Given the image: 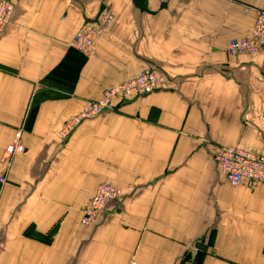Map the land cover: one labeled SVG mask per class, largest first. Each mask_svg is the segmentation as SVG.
Masks as SVG:
<instances>
[{"label": "crops", "instance_id": "0c3cea01", "mask_svg": "<svg viewBox=\"0 0 264 264\" xmlns=\"http://www.w3.org/2000/svg\"><path fill=\"white\" fill-rule=\"evenodd\" d=\"M0 38V264H264V185H230L214 145L264 154L261 53L231 55L264 0H15ZM107 8L93 53L70 47ZM155 64L173 88L63 122ZM121 189L94 224L100 183Z\"/></svg>", "mask_w": 264, "mask_h": 264}, {"label": "built area", "instance_id": "2783aa9c", "mask_svg": "<svg viewBox=\"0 0 264 264\" xmlns=\"http://www.w3.org/2000/svg\"><path fill=\"white\" fill-rule=\"evenodd\" d=\"M8 0H0V23L3 22L4 10L9 7ZM110 18L105 14L100 19L102 26L109 22ZM97 32L89 28L78 34L77 42L91 45ZM227 50L231 54L237 53H257L263 54L262 69L264 71V10L254 9V24L251 34L241 39H232ZM168 84L161 76L152 73L149 69L138 73L130 81L122 83L116 88L107 89L100 98L88 105L81 111L80 117H88L100 112L105 107L112 105L114 101L124 97L141 95V93L151 92L156 89L166 88ZM9 154L19 151L17 148H7ZM250 151V152H249ZM219 171L226 177L232 185L247 183L248 186H254L257 183H264V156L251 150L238 151L236 147H224L213 156ZM9 166V160H4V167ZM117 187L110 183H100L94 189L88 205L84 208L82 221L89 223L94 219L103 205L109 198H112L117 192ZM119 190V189H118Z\"/></svg>", "mask_w": 264, "mask_h": 264}, {"label": "rangeland", "instance_id": "374dc122", "mask_svg": "<svg viewBox=\"0 0 264 264\" xmlns=\"http://www.w3.org/2000/svg\"><path fill=\"white\" fill-rule=\"evenodd\" d=\"M10 5L9 7L4 10V15H1V16H4L2 21L0 23V38L4 35V33L6 32L7 30V27L9 26V24L11 23V20H12V16H13V13H14V7H15V0H8ZM264 10V9H262ZM107 14L110 18L109 22L102 26L100 24V19L105 15ZM113 20H114V16L113 14L111 13V11L107 8H103L101 9L98 14L91 20H88V21H85L82 25H80L76 31L73 33L72 35V38L69 42V45L71 48H73L74 50H76L78 53H80L81 55L85 56V57H88L90 56L92 53H93V50H94V47L98 41V39L104 35V33L107 31L108 27L113 23ZM253 24H254V21H253ZM85 28H89L91 29L92 31L94 32H97L95 34V37L94 39L92 40V44L91 45H87V44H81V43H78L77 42V36L78 34H81ZM253 28V27H252ZM252 31V30H251ZM251 31L249 33V35L251 34ZM248 35V36H249ZM248 36H245V37H248ZM245 37H242V38H245ZM232 39H235V38H232ZM230 39L229 42L232 40ZM238 39H241V38H238ZM228 42V43H229ZM228 45V44H227ZM228 52V50H227ZM229 53V52H228ZM243 53H248V52H243ZM257 53H261V52H257ZM231 54V53H229ZM237 54H242V53H237ZM237 54H231V55H237ZM252 54V53H250ZM262 54V53H261ZM263 56V54H262ZM145 69H149L152 73H156L158 74L159 76H161L163 78V80L168 84V86L166 88H160V89H156V90H153L151 92H145V93H141V95H147V94H150V93H153V92H156V91H167V90H171L173 88V85H172V81L165 76V74L161 71L160 67H158L157 65L155 64H148L147 66L139 69L136 74L134 76H136L138 73L144 71ZM263 71V69H262ZM263 74H264V71H263ZM133 76V77H134ZM132 77V78H133ZM131 78V79H132ZM131 79L125 81V82H122V83H126L128 81H130ZM122 83H118V84H115V85H111L107 88H105L101 94L95 98V99H90V100H87L85 102V104L75 113L73 114L72 116H70L69 118H67L63 124H62V130H61V133L69 135L71 131H73V129L79 124L81 123L83 120H86V119H90V118H93V117H97L99 116L101 113H103L104 111H109V110H112V108H114L115 106H119L121 105V103H123L125 100L127 99H131V98H134V97H138V96H141V95H136V96H132V97H124L120 100H117V101H114L112 103L111 106L108 107H105L104 109H102L100 112L96 113V114H93V115H90L88 117H79L81 111L88 105L89 102H94L96 100H98L100 98V96L103 95V93L109 89V88H116L118 87L119 85H121ZM23 129L21 127H18L16 129H14V133H13V137L11 139V141L5 146V149H4V154H3V158H2V164H3V172L2 174L0 175V183H3L6 181V176H7V171L9 170V166L8 167H4V160L7 158L9 160V165L11 163V158L15 155V154H19V153H24L25 152V146L23 145L22 141H21V135H22V131ZM8 146L11 148V149H15L17 148L19 151L15 152V153H12V154H9V152L7 151V148ZM224 147H236L238 151H248V150H251L257 154H260V155H263V153H259L255 150H252V149H247V148H243V147H240V146H237V145H214V149H213V152L211 153V158L215 164V167L218 171V173H220V175L222 177H224L226 179V177L219 171L218 167H217V164L213 158V156L219 151L221 150L222 148ZM250 152V151H249ZM226 181L229 183V181L226 179ZM230 185H232L231 183H229ZM247 183H239V184H236V185H232V186H237V185H246ZM258 185H264V183H257L255 184L254 186H248L246 185L249 189H253L255 188L256 186ZM115 186V185H114ZM117 187V186H116ZM96 188V187H95ZM117 192L114 196H112V198H109L106 203L103 205L101 211H99L96 215H94V219L92 221H90L89 223H86V222H83L82 221V217H83V211H84V208L88 205L89 203V200L92 196V193L86 203V205L81 209V217H80V223L83 224V225H90V224H94L96 221H97V218H98V215H100L102 213V211L106 208V205L111 202V201H115L117 200L120 195H121V189L119 187H117Z\"/></svg>", "mask_w": 264, "mask_h": 264}]
</instances>
